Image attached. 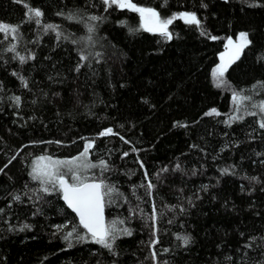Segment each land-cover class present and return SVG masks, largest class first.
<instances>
[{"label": "trees", "instance_id": "obj_1", "mask_svg": "<svg viewBox=\"0 0 264 264\" xmlns=\"http://www.w3.org/2000/svg\"><path fill=\"white\" fill-rule=\"evenodd\" d=\"M132 3L200 23L175 19L169 39L103 0H0V24L16 28L0 32V264H264V0ZM242 32L250 43L217 87L213 70ZM88 143L108 166L90 179L118 190L107 224L131 232L111 249L58 186L32 178L35 157Z\"/></svg>", "mask_w": 264, "mask_h": 264}, {"label": "snow or ice", "instance_id": "obj_2", "mask_svg": "<svg viewBox=\"0 0 264 264\" xmlns=\"http://www.w3.org/2000/svg\"><path fill=\"white\" fill-rule=\"evenodd\" d=\"M103 2L111 7L116 5L120 8H129L132 11H135L140 14L141 20L143 21V28L145 31L149 32H159L162 35H165L169 39L171 34L168 32V25L172 24L173 21L177 18L183 19L187 24H196L199 25L200 21L197 19L195 13H178L167 19H161L159 13L152 8L138 7L136 4L132 3V0H103ZM35 18H39L43 13L39 9H30L29 10ZM72 19V16L68 17ZM91 20H98L99 17L91 16ZM39 23V20H37ZM55 25H46L48 29H55ZM93 29L89 27L88 31L91 32ZM16 32V28L7 25L0 24V32ZM241 44L237 46L236 52L233 54L231 60L238 58L239 50L246 46L250 41L247 39V33H240ZM216 39V37H212ZM233 43L232 39H228V44ZM10 51H15V46H13ZM34 58V57H31ZM21 63L25 62V57H19ZM81 59H87V57L82 56ZM222 63L213 70V77L217 81V87H220L223 83L222 77L227 70L228 63L223 62L224 58L221 57ZM229 61V63L231 62ZM21 79H23L21 77ZM27 82L25 81V87ZM233 99L235 100H249L250 97H240L239 94L234 93ZM17 104L20 102V98H15ZM258 107L261 108V111L264 112V102H262ZM219 115L215 109L212 112L208 113ZM254 115L255 113H250ZM235 119V118H233ZM260 127L264 128V121L260 122ZM112 134V129H107L105 132H102L101 135ZM93 147L92 143H88L84 150L76 157H73L68 160H53L50 156H40L37 158V161L32 169V178L33 180L40 181L42 184L52 185L53 188L59 187L63 192V198L68 203V206L76 212L80 219V224L87 229L91 234L92 238L96 243L111 249L112 244L110 240L114 241L117 231H123L128 235H131L130 230L122 229L118 230L115 227L116 222H112L111 225L105 222L104 217V208H105V197L110 196L113 191H118L114 187L108 186L103 180L97 182L96 180L90 179L86 173L93 168H100L101 171H107L108 166L106 161L101 160L99 164L91 162L89 159V150ZM127 155V153H125ZM47 163H44V162ZM61 169H66L62 171ZM227 172V169L224 170ZM69 173L71 183H69ZM43 191L48 192L49 189L45 187ZM19 199V197H17ZM112 201L109 199L108 203ZM122 224L123 221H120ZM25 227H28L25 225ZM72 235L69 232L65 239H68ZM184 243L189 242L188 237L182 238Z\"/></svg>", "mask_w": 264, "mask_h": 264}, {"label": "rangeland", "instance_id": "obj_3", "mask_svg": "<svg viewBox=\"0 0 264 264\" xmlns=\"http://www.w3.org/2000/svg\"><path fill=\"white\" fill-rule=\"evenodd\" d=\"M241 43H242L241 39H240V38H237L236 41L234 40L233 43H232L231 45L228 44L227 47L225 48L224 52L222 53L221 57L223 56V58H224V61H223V62L228 63V66L232 63L233 60H231V58H232L233 54L236 52V50H237V46H238L239 44H241ZM241 51H242V48L239 50V55H240ZM221 57H220V61H219V64H218V65H220V64L222 63ZM230 60H231V62L229 63ZM234 60H235V59H234ZM227 68H228V67H227ZM78 155H79V154H78ZM78 155H76V156H78ZM41 156H49V155H41ZM76 156H73V157H76ZM38 157H40V156L35 157V158L33 159V161H32V164H31V173H32L33 166L35 165V163H36ZM50 157H52L53 160H56V159H59V160H68V159L73 158V157H69V158H61V157H53V156H50ZM89 159H90V153H89ZM90 160H91V159H90ZM91 162H93V161L91 160ZM44 163H47V162L45 161ZM93 163H94V162H93ZM96 164H97V163H96ZM61 170H62V171H66V169H61ZM96 170H100V168H93V169H90V170L86 173V175L89 176V177L91 178L92 173H94ZM70 175H71V174L69 173L68 178H69V182L71 183ZM45 185H46V184H45ZM47 185H48V184H47ZM49 186H50V188L52 187V185H49Z\"/></svg>", "mask_w": 264, "mask_h": 264}, {"label": "water", "instance_id": "obj_4", "mask_svg": "<svg viewBox=\"0 0 264 264\" xmlns=\"http://www.w3.org/2000/svg\"><path fill=\"white\" fill-rule=\"evenodd\" d=\"M97 182H99L100 180H96ZM70 183V182H69ZM61 196H62V200H63V202L65 203V205L76 215V217L78 218V220H79V222H80V219H79V216H78V214L76 213V212H74L73 211V209L72 208H70L69 206H68V203L64 200V198H63V192H62V190H61ZM105 208H106V206H105ZM105 208H104V217H105V222L107 223V217H106V213H105ZM83 227V226H82ZM84 228V227H83ZM85 229V228H84ZM86 231H87V229H85ZM88 232V231H87ZM88 234L89 235H91L89 232H88Z\"/></svg>", "mask_w": 264, "mask_h": 264}]
</instances>
